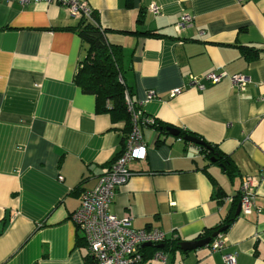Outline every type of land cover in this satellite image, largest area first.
<instances>
[{
	"label": "crops",
	"instance_id": "obj_1",
	"mask_svg": "<svg viewBox=\"0 0 264 264\" xmlns=\"http://www.w3.org/2000/svg\"><path fill=\"white\" fill-rule=\"evenodd\" d=\"M82 1L121 48L131 99L155 91L147 118L199 136L235 166L228 176L200 145L144 125L146 157L129 164L111 212L180 242L237 216L221 252L169 248L167 264H223V254L264 264V0ZM184 14L192 25L177 30ZM82 25L57 3L0 1V264L86 262L71 215L120 151L126 125L75 84ZM210 72L225 77L170 97L189 75ZM235 74L249 79L243 90L231 85ZM245 176L259 178L254 210L236 215Z\"/></svg>",
	"mask_w": 264,
	"mask_h": 264
},
{
	"label": "built area",
	"instance_id": "obj_2",
	"mask_svg": "<svg viewBox=\"0 0 264 264\" xmlns=\"http://www.w3.org/2000/svg\"><path fill=\"white\" fill-rule=\"evenodd\" d=\"M16 2L19 5L31 3H57L62 6L69 16L93 23V10L82 0H0ZM148 11L153 15L160 14L159 7L152 3ZM193 18L184 14L176 24V29L191 26ZM224 74L210 72L203 76L189 75L187 80L170 91V97L176 96L188 89L203 91L208 85L218 83ZM231 85L243 90L249 79L242 74L229 77ZM156 98V93L149 90L144 100L133 101L129 93H125L127 111L130 116V130L120 151L105 173L98 177L97 185L90 190H82L79 194V206L72 213L71 219L81 235L88 255V264H167L166 255L160 249L156 250L149 259L142 252L144 245L156 246L166 240V234L157 228H133L131 219L119 218L111 212L119 186L127 182L132 175L129 164L146 157L147 145L143 140L141 128L144 125H155V120L147 118L144 105ZM264 174V172H263ZM61 179V177H60ZM258 176H245L239 189V204L241 215L254 210V199ZM224 239L216 237L210 244L212 253L221 252ZM223 264H235L236 258L231 254L222 255Z\"/></svg>",
	"mask_w": 264,
	"mask_h": 264
},
{
	"label": "trees",
	"instance_id": "obj_3",
	"mask_svg": "<svg viewBox=\"0 0 264 264\" xmlns=\"http://www.w3.org/2000/svg\"><path fill=\"white\" fill-rule=\"evenodd\" d=\"M92 19L93 23L81 19L83 25L79 30V36L81 37L83 42L86 43L87 47L83 60L79 61L74 81L83 93L95 97L98 111L108 112L114 122H125L126 126L124 129V136L121 139L122 144L127 133L130 130V116L127 111L125 93H129V95L131 94L130 88L124 81L123 69L121 64L122 50L119 46L110 44L107 41L105 37V31L100 27L97 16L94 12L92 14ZM137 32L142 33L140 31ZM152 127L157 131L158 134H167V125H163L155 121V125ZM179 131V136L190 134L202 140L199 136L193 133L183 130ZM203 142L205 144L199 147L201 152L204 153L207 158L214 159V163L220 165L225 174H227L228 176L233 175L235 166L232 163V160L220 153L215 148V146L206 141ZM112 162L109 164V166L112 164ZM236 199L237 201H239L238 197ZM236 218L237 216H233L232 218L225 219L223 223L212 229H206V231L197 235L195 239L201 240L209 238L218 229L223 227H225V230L223 232L225 233L227 228ZM180 243L181 242L179 239H174L172 241L165 240L163 241L162 248L160 250L165 253V251H167L169 248L174 250L180 249ZM77 244L79 246L83 245L85 247L81 236H78ZM157 246L158 245L146 246L142 248V252L144 253L146 260L149 259V257H151V255L156 250H158ZM85 261V264H88L87 252Z\"/></svg>",
	"mask_w": 264,
	"mask_h": 264
},
{
	"label": "water",
	"instance_id": "obj_4",
	"mask_svg": "<svg viewBox=\"0 0 264 264\" xmlns=\"http://www.w3.org/2000/svg\"><path fill=\"white\" fill-rule=\"evenodd\" d=\"M166 131L168 132L169 135H172V136H179L180 135V131L176 128L168 127V128H166ZM183 139L185 141H188L190 143H194V144L200 145V146H203L205 144L202 140H200V139H198V138H196L190 134L184 135ZM210 161L214 162V159H210ZM235 214L236 215L240 214V205H238ZM224 230H225V227L220 228L215 233H213V235L211 237L206 238V239H201V240H197V241L181 242L180 243V250L181 251H191V250H195V249L200 248V247L207 246L212 239L217 237L220 233L224 232ZM145 246H149V244H146ZM157 248L161 249L162 244L158 245Z\"/></svg>",
	"mask_w": 264,
	"mask_h": 264
},
{
	"label": "bare ground",
	"instance_id": "obj_5",
	"mask_svg": "<svg viewBox=\"0 0 264 264\" xmlns=\"http://www.w3.org/2000/svg\"><path fill=\"white\" fill-rule=\"evenodd\" d=\"M129 96H130V95H129ZM220 234H221V233H220ZM220 234H219V235H220ZM219 235H218V236H219ZM218 236H217V237H218ZM215 238H216V237H215ZM215 238H214V239H215ZM214 239H212V241H213ZM212 241H210V242H212ZM209 244H210V243H209ZM209 244H208V245H209ZM160 245H161V244H160ZM149 246H150V245H149ZM144 247H145V245H144Z\"/></svg>",
	"mask_w": 264,
	"mask_h": 264
}]
</instances>
